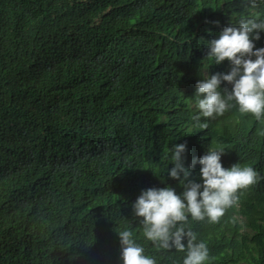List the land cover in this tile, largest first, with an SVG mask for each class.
Segmentation results:
<instances>
[{"label":"trees","instance_id":"trees-1","mask_svg":"<svg viewBox=\"0 0 264 264\" xmlns=\"http://www.w3.org/2000/svg\"><path fill=\"white\" fill-rule=\"evenodd\" d=\"M241 18H264V3L0 0V264H121L125 228L156 264H182L131 210L141 190H182L166 173L175 143L186 164L221 148L223 166L257 171L216 222L186 228L208 264H264V122L236 105L204 129L193 119L206 42Z\"/></svg>","mask_w":264,"mask_h":264},{"label":"clouds","instance_id":"clouds-1","mask_svg":"<svg viewBox=\"0 0 264 264\" xmlns=\"http://www.w3.org/2000/svg\"><path fill=\"white\" fill-rule=\"evenodd\" d=\"M257 0H252L256 3ZM264 3V0H259ZM264 33V18H241L238 24L220 28L214 38L207 40L201 79L195 81L194 104L198 110L193 117L199 127H207V120L238 106L242 114H251L257 122H264V46L256 41ZM227 61V71L208 72L210 65ZM201 76V75H200ZM264 135V128L260 129ZM221 148H208L198 158L186 164V144L175 143L165 153L170 161L166 170L182 189L171 185L141 190L131 202L133 216L139 218L142 235L158 249L183 252L182 264H208L211 260L205 241L186 228L189 217L216 222L226 209L235 205L239 190L256 183L260 177L251 166L234 163L223 166ZM170 153V155H169ZM199 164L197 173L193 167ZM199 179L197 180L196 177ZM163 179V178H161ZM119 238L121 264H156L145 253L133 232L125 228L116 232Z\"/></svg>","mask_w":264,"mask_h":264}]
</instances>
